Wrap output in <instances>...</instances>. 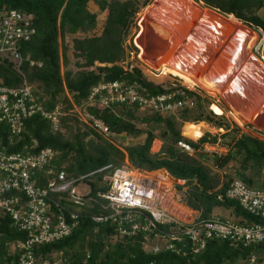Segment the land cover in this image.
<instances>
[{
  "label": "trees",
  "instance_id": "16d2710c",
  "mask_svg": "<svg viewBox=\"0 0 264 264\" xmlns=\"http://www.w3.org/2000/svg\"><path fill=\"white\" fill-rule=\"evenodd\" d=\"M151 1L144 0L143 5ZM195 1L223 16H233L247 28L260 30L264 38V17L260 15L264 0ZM89 2L0 0V7L5 5L35 15L37 35L23 44L22 51L43 63L41 68L25 64L18 71L13 63L0 59V86L21 88L29 84L36 87L47 99L44 103L47 111L62 106L64 112H69L74 106H82L91 90L100 83L116 81L138 85L143 93L151 96L177 94L175 100L192 98L195 108L169 116L142 114L136 106L87 108L90 116L109 128L111 136L133 139L146 136L144 142L124 148H119L90 126L75 128L79 124L75 116L61 118L60 131L54 132L48 120L35 115L25 121L19 135H12L6 125L0 126V149L8 153L36 154L51 148L56 153L54 164L69 177L94 173L86 180L92 186L93 195L107 191L103 180L117 168L131 166L146 172L166 170L174 179L185 182L184 186H178L182 201L200 214V220L213 218L216 209L221 208L231 211L243 225H264V219L247 213L236 201L227 198V191L235 179L250 186L264 187V142L247 134L238 137L225 117L209 110L213 105L209 98L167 78L151 79L131 59L126 43L140 11V0H98V11L90 9ZM70 56L75 70L69 69ZM178 121L208 123L227 131L220 137L205 133L195 142L179 134L175 124ZM144 126L149 128L144 130ZM155 129L160 131L159 137ZM158 139L163 147L159 153H153V144ZM179 142L190 145L195 154L180 149ZM206 143L219 144L229 152L224 156L204 153L202 149ZM233 161L239 164L236 173L221 174L220 171ZM102 212L105 211L99 204L85 208L71 236L37 249V254L45 256L52 251H64L66 261L62 264H240L251 254L258 255L259 264L264 262L262 246L245 248L224 240L208 242L206 249L194 256L179 257L170 252L155 254L147 247L144 233L123 236L113 225H96L92 216ZM25 238V233L14 228L8 216H0V264L15 263L17 254L10 251V245Z\"/></svg>",
  "mask_w": 264,
  "mask_h": 264
},
{
  "label": "built area",
  "instance_id": "2783aa9c",
  "mask_svg": "<svg viewBox=\"0 0 264 264\" xmlns=\"http://www.w3.org/2000/svg\"><path fill=\"white\" fill-rule=\"evenodd\" d=\"M36 35L33 13L5 5L0 7V58L13 63L18 71L25 64L41 68L42 62L22 51L23 44L32 41ZM192 91L197 92L195 89ZM176 96H151L143 93L138 85L118 81L100 83L91 90L82 106H74L69 112H64L62 106L47 111L44 105L47 99L32 85L25 84L21 88L0 86V126L6 125L12 135H19L25 121L39 115L48 120L53 131L57 132L61 128V118L72 115L108 136L109 128L90 116L87 108L136 106L140 111L161 116L177 115L182 110L195 108L192 98L175 100ZM218 145L205 144L202 151L220 155ZM178 147L195 154L185 142H179ZM55 157L56 153L51 148L36 154L8 153L0 149V216H8L12 226L26 235L25 240L10 245V251L17 254L15 263L11 264L64 263V251H52L43 256L37 254V249L71 236L79 226L81 212L96 204L105 211L92 216L96 225H113L123 236L144 233L147 247L155 254L170 252L179 257L194 256L203 252L212 240L231 241L245 248H264V225H243L234 215L230 218L216 215L209 220H200L198 212L182 205V198L175 187L176 179L166 170L146 172L131 166L117 168L103 180L107 191L93 195L92 186L86 180L94 173L79 178L69 177L54 164ZM161 171L174 180L171 187L173 195L161 185L164 182L157 179L156 175ZM82 184L89 190L81 189ZM227 198L236 201L247 213L264 219V187L250 186L235 179L227 191ZM175 203L183 207L184 212L180 216L170 211L171 204ZM240 264H259L258 255L251 254L246 262Z\"/></svg>",
  "mask_w": 264,
  "mask_h": 264
},
{
  "label": "rangeland",
  "instance_id": "374dc122",
  "mask_svg": "<svg viewBox=\"0 0 264 264\" xmlns=\"http://www.w3.org/2000/svg\"><path fill=\"white\" fill-rule=\"evenodd\" d=\"M121 1H125V0H121ZM183 1H184L185 5H186L185 1L188 2V4H190L191 7L194 5H198V7L204 11H210L211 10V9L206 8L203 3H198L195 0H190V1L189 0L188 1L183 0ZM97 4H98V0H90V2H89L90 9H92L93 11H98V5ZM143 4H144V0H140V3H139L140 11L135 18L134 25L132 28V34L130 35V37L126 43L128 52L129 51L131 52V54H130L131 59L137 65H139L143 69V71L145 72V75L150 77L151 79L158 80L161 78H167L168 80H170V82H173L175 84H178V85L181 84L182 86L189 87L192 90L195 89L197 91V93L201 94L203 97L209 98L213 102V104H216V105L220 106L222 109H224L225 113L227 111L229 112L230 108H228V105H227V103L229 101L228 102L225 101V99H227L226 96H224V98L221 97L220 95L212 96L199 87L191 88L190 86L184 84V82L181 79L174 77L173 75H170V74L163 75L162 72L159 70L158 71L150 70L145 65V63L142 60V57L146 60H149V61H155V62L157 61L159 67L162 65V63L167 62L169 60V58L158 60L157 59L158 55L161 54L164 50L171 49V47H174V49H173L174 52L178 51L180 49L181 45L183 44V42L187 41L191 26L189 25L185 32L177 34L178 37H175L174 43L172 41H169V40L166 41L164 39V36H161L162 32H166V30L171 32V30H174L177 27L182 28V25H179L176 21L178 19H175V20L173 19L171 21V17L176 15V13L178 14L179 12L182 11L181 6H182L183 2L181 0L180 1L179 0H153L148 5L144 6ZM260 15L264 17V9L260 12ZM232 18H234V17L232 16ZM159 24L165 28V29H163V31H161V33L158 32L159 30L157 31V27H156ZM240 25H241V23H240ZM247 30L251 31V33L252 32L256 33L258 36V41L255 42L254 44H252L249 47V49L247 48L248 51L244 52L245 56H246V60L247 59L248 60L251 59L252 61L255 60V61H258V63L262 65V63L264 61L263 60L264 59V38H263V34L260 30L254 31L250 28H247ZM175 41H176V43H175ZM140 47L143 49V54H142L143 56H141L142 50L140 49ZM228 48L229 49L225 50V47L223 49L221 47V49L215 55H213L212 58H209L206 61L204 66H202V67L200 66L201 69H199L200 67H198V70L200 71V74H201L204 71H207L209 69H213L212 77H214V78H219L223 74H227L228 80H227V82H224V84L222 85V89L228 90L226 87L230 86L234 83V86H233L234 91L230 94V96H233V95L242 96L244 93L243 90H246L245 87L247 86V84H250L251 83L250 81L255 82V80H253V78H252L253 75L250 74V77H249V72H247V70L246 71L243 70L244 64H245V63H243L244 59L242 60V62L240 61V63L236 65L237 68L233 72H232V69L230 70V67H229V66H231L230 60L232 59V56L235 53L236 43H232V45H230ZM227 51H229V52L227 53ZM250 57H252V58H250ZM0 59H2V58H0ZM70 60H71V65L69 66V69L75 70L74 61H73L71 56H70ZM216 73H218V74H216ZM223 76H225V75H223ZM244 78H247V79H244ZM225 85H227V86H225ZM224 87H225V89H224ZM237 89H240V94L239 93L236 94L235 91ZM226 90H225V92H226ZM230 105L232 106V104H230ZM210 108H209V110H211ZM140 113L147 114V115L151 114L149 112H144V111H140ZM213 114H215V113L213 112ZM223 117H225L228 120V122L233 126L234 132L238 136L239 133L241 132L240 128H242V126L239 125L238 123H236L230 115H229V117H226V116H223ZM86 119H87V117H86ZM85 124H86V122L84 123V122L79 121V124H76L75 128H79V127L83 128ZM205 124L207 125V126L205 125L206 126V129H204L205 133L210 132V129L216 128L212 124H208V123H205ZM248 124H250V123H248ZM147 128H149V127H146V126L143 127L144 130H146ZM244 128H246L245 124H244ZM155 133L158 137L160 136V131L158 129H155ZM145 137L146 136L144 135L141 138L133 139V138H126V137H119L118 138V137L108 135L107 139L112 141L119 148H124L125 146L138 145V144L144 142ZM184 138H187V137H184ZM187 139H190V138H187ZM190 140L197 141V140H193V139H190ZM154 145H155V142H154L152 148H154ZM238 168H239V164L237 162L233 161L224 170H221L220 172H221V174H235L236 170H238ZM259 183L260 182H258L256 180V184L259 185ZM178 186H184V182L175 180V187H176L177 194L180 196V198H182V191L178 190ZM81 189L88 191L89 187L82 184ZM182 205L185 206V204L183 202H182ZM216 210H221V211H218L219 216H225L227 218H230L229 217L231 215L230 211H228L226 209H221V208L216 209Z\"/></svg>",
  "mask_w": 264,
  "mask_h": 264
},
{
  "label": "water",
  "instance_id": "95a60500",
  "mask_svg": "<svg viewBox=\"0 0 264 264\" xmlns=\"http://www.w3.org/2000/svg\"><path fill=\"white\" fill-rule=\"evenodd\" d=\"M181 1L183 2L181 6L182 11L178 13L180 15V19L177 17L178 14L176 13V15L171 17V20L178 19L176 21L179 25H182V28L177 27L176 29L171 30L173 39L172 42H174L175 37H178L177 34L185 32L187 30V27L189 25L191 26L188 38L189 36L195 37V41L197 42L194 44L196 45L199 41V44H201L202 49L197 52L191 51V54L186 56V59H184V62H186L187 66L181 69L183 71L190 72L191 74L193 73L196 76H200V71L198 70V67L204 66L206 61L209 58H212V56L215 55L221 49V47L222 49L226 47L230 40H233V43H237V39L239 37V30L241 29L242 31H246L247 27L243 26L242 24L238 26L233 23L231 21L232 16H223L221 14H218L214 10L204 11L199 8L198 5H194L191 7L188 2L185 1V5L184 1ZM158 26L162 29H165L160 24ZM248 32L251 33V31ZM173 49L174 47H171V49L167 50V53H169V51H173ZM238 51H241L239 42L238 47H236V52ZM236 52L234 53V56L237 54L236 58H238L239 55H245L244 50L242 52ZM163 55H166V53L159 54L157 59H166L167 57L164 58ZM236 58H234V60ZM253 63L256 64V62ZM255 64L252 68L253 70L251 69V74L253 73L252 78L253 80H255V82L250 81L251 83L247 84V86L245 87L246 90H244V96H228V98L230 99L229 102L233 106L232 108H235L236 110L240 111L247 118L255 116L257 109L264 102V70H261V68L264 69V65H261L263 67H260V64ZM236 65L230 66V70L232 69V72L237 68ZM201 67L199 69H201ZM239 100H241L242 103L239 102Z\"/></svg>",
  "mask_w": 264,
  "mask_h": 264
},
{
  "label": "bare ground",
  "instance_id": "6f19581e",
  "mask_svg": "<svg viewBox=\"0 0 264 264\" xmlns=\"http://www.w3.org/2000/svg\"><path fill=\"white\" fill-rule=\"evenodd\" d=\"M188 1V0H187ZM190 1V0H189ZM200 10V9H198ZM197 10V12H198ZM179 14L177 15V17L179 18ZM175 18V17H174ZM180 19V18H179ZM172 21V20H171ZM231 21L233 23H235L236 25L240 26V23H238L234 18L231 17ZM157 27V31L159 33H161V31H163L162 28H160L159 26ZM246 30V29H245ZM164 36V39L166 41H172V32H169L166 30V32H162V35ZM194 40V41H193ZM202 40V39H201ZM235 41V40H234ZM237 41L239 42V46L241 51L238 52H242L244 50V52L248 51L249 47L254 44L255 42L258 41V36L256 33H250L247 30L246 31H242L241 29L239 30V37L237 39ZM197 41H195V37L189 36V38L187 39L186 42H183V44L181 45L180 49L176 52L174 51H169V53H167V50H164L162 52V54L166 53V55H163L164 58H169V60L165 63H162V65L159 67L158 62L156 61H149L146 60L142 57L143 62L145 63V65L150 69V70H156V71H161L163 75H173L174 77H177L179 79H181L184 84L190 86L191 88L193 87H199L202 90H204L205 92H207L208 94L212 95V96H217L220 95L221 97L224 98V96H226L227 99H225V101H230V99L228 98V96H230V94L234 91L233 86L234 83L232 85H230L228 87V90H223L222 89V85L224 84V82H227L228 78L226 77L227 74H223L225 76H220L219 78H214L212 77L213 75V69H209L207 71H204L200 74V76H196L195 74H191L190 72H186L183 71L181 68H184L187 66L186 62H184L186 59V56H188L189 54H191V51H200L202 49L201 44L198 43L195 45L194 43H196ZM238 42L236 43V47H238ZM174 43V42H173ZM176 43V41H175ZM233 40H230V42L228 43V45L225 47L226 49H229L228 47L230 45H232ZM195 45V46H194ZM248 48V49H247ZM140 49L142 50L141 56H143V49L140 47ZM182 49V50H181ZM238 50V49H237ZM229 51H227L228 53ZM236 52V49H235ZM236 52V53H238ZM244 54V53H243ZM170 55V56H169ZM237 54L234 56H232L231 61V66L236 65L237 63H240V61L242 62V60L244 59V68L243 70H250L254 67L253 62H256L255 65H258V61L255 60H251V59H247L246 60V56L245 55H239L238 58H236ZM141 58V57H140ZM166 58V59H167ZM234 58H236L234 60ZM252 58V57H250ZM246 60V61H245ZM264 60V59H263ZM236 63V64H235ZM258 63V64H257ZM185 64V65H182ZM262 65H264V61L262 63ZM180 66V67H178ZM230 67V66H229ZM260 67L261 66L260 64ZM159 68V69H158ZM213 68V67H212ZM253 70V69H252ZM261 70H264L261 68ZM241 82V81H240ZM226 87V88H227ZM230 88V90H229ZM231 91V93H230ZM236 94L239 93L240 94V89H237ZM244 92V90H243ZM244 94V93H243ZM238 96V95H236ZM239 102H241V100H239ZM242 103V102H241ZM228 104L230 105V103L228 102ZM232 108V106H231ZM234 112H232V116L234 118V121L236 123H238L239 125H244L248 122H253L255 116H252L251 118H247L246 116H244L243 113H241L240 111L236 110L235 108H232ZM211 110L217 114L218 116H223L224 112L223 110L217 106L216 104L211 106ZM262 108H259L256 115L260 114ZM176 130L179 132V134L181 136L193 139V140H197L201 135H202V129L204 128L203 125L199 124V123H189V124H182L181 122H176ZM205 126V125H204ZM157 179L161 182H164V184L161 183V185H164V187L168 190L172 192V195L174 194L173 190H171V187L174 183V180L172 178H170L169 176L166 175V173L164 171L159 172L157 175ZM183 207L178 205V204H171L170 207V211L177 215L180 216L184 211L182 210Z\"/></svg>",
  "mask_w": 264,
  "mask_h": 264
},
{
  "label": "crops",
  "instance_id": "0c3cea01",
  "mask_svg": "<svg viewBox=\"0 0 264 264\" xmlns=\"http://www.w3.org/2000/svg\"><path fill=\"white\" fill-rule=\"evenodd\" d=\"M247 72H249V77H250V74H251V71L248 69L247 70ZM216 74H218V73H216ZM253 74V73H252ZM251 74V75H252ZM218 76V75H217ZM244 79H247V78H244ZM229 87V86H228ZM228 87H227V89H228ZM229 90H230V88H229ZM230 93H231V91H230ZM240 96V95H239ZM244 96V95H243ZM227 102V101H226ZM214 105V104H213ZM227 105H228V108H230V111L228 112H226L225 113V111H224V109H222L220 106V108L223 110V112H224V115L223 116H226V117H229V115L233 118V116H232V112H234L233 111V109L231 108V105H229L228 103H227ZM218 106V105H217ZM259 108H262V110H261V112H260V114H258V115H255V118H254V121L253 122H248V123H250V124H248V123H246L245 125H246V128H244V125H241L242 126V128H240V133H239V135H238V137H241L243 134H247V135H249V136H251V137H253V138H256V139H259L260 141H263L264 142V102L262 103V105L259 107ZM258 108V109H259ZM211 109V108H210ZM258 109H257V111H258ZM212 111V110H211ZM257 111H256V113H257ZM228 113V114H227ZM217 115V114H216ZM218 116V115H217ZM229 119V118H228ZM227 120V119H226ZM233 120H234V118H233ZM228 121V120H227ZM178 122H181V121H178ZM182 123V122H181ZM182 124H189V123H182ZM199 124H201V125H203V129H202V135L197 139V141L201 138V137H203L204 135H205V131H204V129H206V124L205 123H199ZM230 124V123H229ZM204 125H206V126H204ZM209 128V127H208ZM230 128H231V130H233V126L230 124ZM226 129L225 128H220V129H218V128H213V129H210V132H207V133H210L212 136H218V137H220L222 134H225L226 133ZM197 141H195V142H197ZM220 141V140H219ZM206 144H208V143H206ZM205 145V144H204ZM162 147H163V142L161 141V140H156L155 141V145H154V148H152V152L153 153H159L160 151H161V149H162ZM218 150H219V152H221V156H224V155H226L228 152H229V149H227L226 147H223V146H219L218 145ZM203 152V151H202ZM209 164H210V162H209ZM173 178V177H172ZM175 180V179H174ZM177 181V180H176ZM218 211H221V210H216L215 212H214V216H219V212ZM231 212V211H230ZM221 217H225V216H221ZM229 217H233V214H232V212H231V215L229 216Z\"/></svg>",
  "mask_w": 264,
  "mask_h": 264
}]
</instances>
